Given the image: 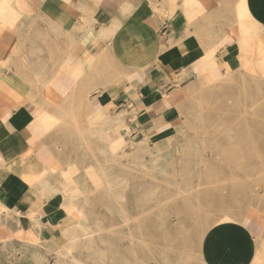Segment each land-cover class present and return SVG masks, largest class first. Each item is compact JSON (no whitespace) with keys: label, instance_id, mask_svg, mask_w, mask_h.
<instances>
[{"label":"crops","instance_id":"1","mask_svg":"<svg viewBox=\"0 0 264 264\" xmlns=\"http://www.w3.org/2000/svg\"><path fill=\"white\" fill-rule=\"evenodd\" d=\"M250 32L264 44V0H0V264L73 263L69 231L93 225L66 170L75 130L168 142L203 74L243 72L236 35ZM246 211L190 264H264V198Z\"/></svg>","mask_w":264,"mask_h":264},{"label":"rangeland","instance_id":"2","mask_svg":"<svg viewBox=\"0 0 264 264\" xmlns=\"http://www.w3.org/2000/svg\"><path fill=\"white\" fill-rule=\"evenodd\" d=\"M240 10L245 14L243 4ZM249 34L251 45L246 42L243 65L237 69L243 72L202 84L203 74L197 89L187 93L183 123L168 142L142 148L138 153L136 146H126L123 157L113 161L102 132L75 130L74 142L78 145L74 147V161L67 163L66 170L77 167L76 188H84L80 192L86 193L74 197L81 199L103 242L90 254L77 252L76 262L58 264H94L91 259L100 251L103 258L96 264H190L197 258L202 236L211 226L236 219L263 200L264 73H259L263 79L259 83L247 68L248 64L259 63L264 70V44L258 43L257 35ZM98 122L90 120V126ZM237 138L246 143L243 148L247 154L242 160L229 161L223 153L232 146L223 142ZM96 163L106 165L108 172L123 183L122 202L101 188L102 180L95 168L92 179L85 174V167ZM188 181L192 184L186 186ZM189 187L192 190L186 193L183 189ZM121 214L130 216L134 231L122 229Z\"/></svg>","mask_w":264,"mask_h":264},{"label":"bare ground","instance_id":"3","mask_svg":"<svg viewBox=\"0 0 264 264\" xmlns=\"http://www.w3.org/2000/svg\"><path fill=\"white\" fill-rule=\"evenodd\" d=\"M238 31V30H237ZM240 31V30H239ZM211 33V32H210ZM222 36V35H221ZM225 36V35H224ZM236 37L238 38L237 41H239V51H240V58L243 59V56H242V53L244 51V47L246 45V41H244V38L242 37V35H236ZM248 39V38H247ZM215 42V41H214ZM219 42V41H218ZM202 43V42H201ZM200 43V44H201ZM238 44V43H237ZM205 53V52H204ZM240 62V61H239ZM264 66V65H263ZM251 73H253L254 77H256L257 81H258V78L260 77V74L259 73H264V70L262 69V67L260 66L259 63H252V64H248V68H247ZM248 71V72H249ZM247 78V77H246ZM255 79V78H254ZM256 81V82H257ZM205 82H215V81H211L208 77L204 76L201 83H205ZM255 84V82H254ZM213 87V86H212ZM250 87V86H249ZM216 89V88H215ZM216 96V95H215ZM213 96V97H215ZM124 115V114H123ZM127 115V114H126ZM116 116H119L116 115ZM118 118H121V116L117 117ZM122 119V118H121ZM118 122H119V119H118ZM240 123L239 124H242L243 121H239ZM104 124V123H103ZM102 126V125H101ZM107 141V143L109 144L108 146V152L110 154V156L112 158H110V160H115L117 158V156H122L123 157V153H124V149L126 146H129L130 148H132V146L134 145V147L136 146L137 147V150L136 152L138 153L139 151H142V148H145V147H142L145 143L142 142V143H131L130 141L127 140V142L125 143L124 141L121 140L120 142V145H118V148H115V142H112L111 140H109V138L106 136L105 137ZM225 143L226 145H229V146H232L231 149H229L227 152L223 153L225 157H227V159L229 161H235V160H239V159H236V158H240V160H242V157L247 154L246 150L244 151V146L246 145V143L244 142V140L242 138H237L234 140H232L231 142H223ZM193 144V143H192ZM194 145V144H193ZM197 145V144H195ZM203 145V144H202ZM201 145V147H202ZM148 146V145H147ZM219 146V144H218ZM233 146H240V149H233ZM150 147V145L148 146V148ZM189 147V146H188ZM198 147V145H197ZM243 148V149H242ZM202 149V148H201ZM200 150V149H199ZM198 150V151H199ZM212 150V149H211ZM214 150V149H213ZM212 150V152H213ZM156 151V150H155ZM203 151V150H202ZM201 151V152H202ZM120 152V153H119ZM211 152V154H213ZM143 153V152H142ZM196 153V152H195ZM207 153V152H206ZM127 154V153H126ZM199 154V153H198ZM203 154V152H202ZM210 154V153H209ZM214 155V154H213ZM201 156V155H200ZM207 156V155H206ZM215 156V155H214ZM116 157V158H115ZM194 157V156H193ZM212 157V156H211ZM210 158V157H208ZM235 159V160H234ZM109 160V161H110ZM124 160V158H123ZM195 160V159H194ZM202 160V158H201ZM215 160V159H214ZM199 161V160H198ZM181 162V161H180ZM195 163V161H192ZM206 162V161H205ZM187 164V163H186ZM206 164V163H205ZM208 164V163H207ZM140 165V164H138ZM188 165V164H187ZM186 165V166H187ZM192 165V164H190ZM194 165V164H193ZM196 165V164H195ZM136 166V165H135ZM142 166H146V165H142ZM198 166V164H197ZM205 166V165H204ZM179 167V165H178ZM188 167V166H187ZM192 167V166H191ZM96 169L98 171V174L99 176L101 177L100 180H102V187L103 189H105L108 193L111 194V197H113L114 199L116 198L117 201H120L122 202L123 201V196H122V193L120 191V188L124 187L123 186V183L121 181H118L116 178H114L109 172H108V169H107V166L106 165H102L100 163H96L95 165L93 166H87L86 167V170H89L92 171L93 169ZM194 168V167H193ZM192 168V169H193ZM200 168V167H198ZM204 168V167H202ZM146 169V168H144ZM179 169V168H177ZM181 169V168H180ZM185 169V168H184ZM197 169V167H196ZM188 170V169H187ZM186 170V171H187ZM198 170V169H197ZM203 170V169H202ZM192 171V170H190ZM199 171V170H198ZM95 172V171H94ZM99 177V178H100ZM59 182V181H58ZM186 182V181H185ZM190 182V181H188ZM192 183L190 182V184L186 183V186H189L191 185ZM61 185V184H59ZM63 185V184H62ZM194 185V184H193ZM198 187V186H197ZM193 188V186H192ZM191 187L189 188H186V189H183L185 190V192H190L192 190ZM197 190V189H196ZM184 192V191H183ZM206 192V191H204ZM189 195V193L187 194ZM195 195V193L193 194ZM158 201V200H157ZM188 202V201H187ZM155 203V202H154ZM74 208V207H73ZM75 210L76 211V215L80 216L81 214H85L86 215V212L83 211L81 208H78V207H75ZM75 212V211H74ZM120 224H121V227L122 229H128L129 232H131L132 230L134 231V229L132 228L133 225H134V222H132L130 216H127L126 214H121L120 216ZM97 224H94L87 230V231H84L82 230L78 225H75L74 228L72 230L69 231V242L68 244H66L60 251V255L63 257V258H72L73 261L76 262V255H77V252H79L80 250H84L86 252L89 253V251L91 250H94L95 248H97V246L99 247L100 244L103 242L101 240V237H102V233L99 231L98 227L96 226ZM137 229V228H135ZM125 231V230H124ZM162 236V235H161ZM161 239V238H160ZM99 244V245H98ZM103 245V244H102ZM259 246V244H258ZM262 246V245H261ZM104 247V246H103ZM101 248V247H100ZM60 250V249H59ZM58 250V251H59ZM102 250V249H100ZM58 251L56 253H58ZM97 251H99V249H97ZM94 253V252H93ZM97 253V252H95ZM87 254V253H86ZM90 254V253H89ZM83 255V254H82ZM88 255V254H87ZM86 255V256H87ZM102 253L100 251L99 255H96L94 256L95 258H92L91 261H93L92 263L96 264L95 262H97V259L100 260V257H101ZM91 256V255H90ZM90 258V257H89ZM103 258V257H101ZM81 260V259H80ZM89 261V260H88ZM140 261V260H139ZM63 262V261H62ZM66 261H64L65 263ZM84 262V261H83ZM102 263V261H100ZM85 263V262H84ZM105 263V262H104ZM91 264V263H90ZM106 264V263H105Z\"/></svg>","mask_w":264,"mask_h":264}]
</instances>
